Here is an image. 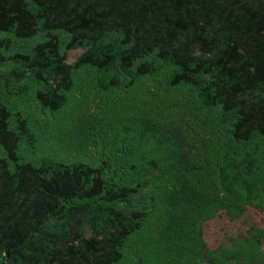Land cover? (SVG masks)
<instances>
[{"label": "trees", "instance_id": "1", "mask_svg": "<svg viewBox=\"0 0 264 264\" xmlns=\"http://www.w3.org/2000/svg\"><path fill=\"white\" fill-rule=\"evenodd\" d=\"M61 33L68 48L96 51L68 63ZM0 35V67L21 63L20 79L39 84L43 110L57 113L83 69H117L129 92L132 74L151 77L157 61L168 60L180 71L172 87L184 84L221 110L213 134L226 143L198 129L189 108L131 95L108 112L112 120L134 117L111 138L115 144L107 137L99 154L87 152L101 139L89 123L73 157L38 166L22 152L36 143L31 119L1 102L0 264H122L136 245L150 258L161 230L171 246L170 258L159 252L162 264H264L258 225L214 249L203 227L217 216L264 214V163L250 152L264 142V0H0ZM10 35L40 40L33 54H19ZM110 123L101 129L108 136L117 131ZM167 204L173 211H161Z\"/></svg>", "mask_w": 264, "mask_h": 264}, {"label": "rangeland", "instance_id": "2", "mask_svg": "<svg viewBox=\"0 0 264 264\" xmlns=\"http://www.w3.org/2000/svg\"><path fill=\"white\" fill-rule=\"evenodd\" d=\"M59 36L66 50L65 53L68 55V63L70 64L78 61L89 50L90 46H73L68 48L67 43L70 38L63 33L59 34ZM0 37H2V35H0ZM7 37L12 41L13 53L18 52L19 54H33L32 51L35 44L40 40V36L27 41L18 40L11 35ZM90 49L96 51V48L90 47ZM157 64L159 71L154 73L151 77L139 78L136 77L135 73L132 74L136 86L130 89L129 92L126 91V87H129V82L125 80L126 77L124 74L117 69L114 71L111 70V72H100L86 68L79 73L77 72V75L74 76L76 86L69 98V105L60 113L51 111V108L43 110L42 102L39 101V98H36L37 96L35 95L36 89L43 88L40 87L39 84L31 81L30 78V81H22L20 79V74L24 70L21 63L20 65L8 64L7 66L0 67V85H2L0 88V103L2 102L4 105L29 117L31 119L29 120L30 125L33 129L32 133L37 138L33 146L28 147L27 145L25 148V146L22 145V152L25 160L34 162L36 165L40 166L46 163L49 164L52 162V158L58 156L63 158L73 157L75 152L73 153L72 149L82 146L84 143L83 137L87 135L86 130L89 123L93 122L89 132L93 134L95 132V135L98 132L101 139H99L98 142L92 140V146L87 149V152L96 156L102 151V148L105 147L104 145H107L109 140L110 143L115 144L111 141V138H114L115 133L117 134L119 129L123 130L134 120V117L131 116L127 117L128 119L131 118L130 123L127 118L112 120L108 114V112L113 111L112 105L119 100V97L126 99L131 95L138 98L139 103L142 104L151 102L159 106L164 104H177L179 110L183 112L189 108L192 110L190 112L194 114L196 122H198V129L210 132L211 139L214 140L213 143L215 144L218 141H220V143L221 141L225 142L224 136H220L216 132V135L215 133L213 134L214 122L218 123L216 118L221 119L224 117L221 110L219 108L214 110L213 107L207 104L204 94L195 92L184 84L178 87H172L170 81L174 79V76L179 74L180 71L173 66L170 61H157ZM117 80L124 85L112 89L110 85H114V82ZM86 104H91L92 114L90 116H88L86 112ZM108 105H111V107H108ZM68 110L74 111L75 116L70 115L68 116V120L63 121L62 118L66 115H64V113ZM84 120H86L85 122H88V124H86ZM60 122L66 125L62 127ZM108 122H112L110 125L117 130L112 131L113 135L109 134V136L107 135V131L101 130L104 129ZM136 130H138V128H136ZM224 144L226 143H221V146ZM100 146L101 149L98 150ZM257 151L260 152L259 157H257L258 160L264 163V142L250 146L252 156L258 155L255 153ZM236 152L242 154L237 150ZM230 155L235 157L234 154ZM212 159L216 160L214 157ZM211 161L212 160H210V162ZM262 181L264 185V178ZM173 209L167 204L161 211L171 212ZM162 220L163 223H168L166 221L168 219L164 215H162ZM162 222L161 224H163ZM251 224H256L260 229H264V214L257 210H253L248 212V214L240 220H231L225 217V215L217 216L214 220L212 219L208 223L203 224L205 228V239L209 247L214 249L220 246L221 243H226L228 237L246 232ZM161 233H163V242L160 241V245L154 248V252H151L152 256H150V258H147L149 253L145 254L140 246L136 245L134 248L135 251L131 252L129 257H126L122 264H147L148 262V264H162L163 257H160L159 252L169 257L171 254V246L164 243L169 232L161 230ZM136 255H139V260L137 262L134 260ZM156 255H158L159 258ZM204 261H206V259H204Z\"/></svg>", "mask_w": 264, "mask_h": 264}]
</instances>
